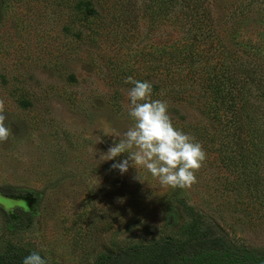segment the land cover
<instances>
[{"label": "rangeland", "instance_id": "374dc122", "mask_svg": "<svg viewBox=\"0 0 264 264\" xmlns=\"http://www.w3.org/2000/svg\"><path fill=\"white\" fill-rule=\"evenodd\" d=\"M74 1L0 0V194L24 198L0 205V252L93 264L177 231L181 199L264 253V0H92L95 15ZM128 76L160 82L206 152L190 187L100 159L132 125Z\"/></svg>", "mask_w": 264, "mask_h": 264}, {"label": "clouds", "instance_id": "9594fccd", "mask_svg": "<svg viewBox=\"0 0 264 264\" xmlns=\"http://www.w3.org/2000/svg\"><path fill=\"white\" fill-rule=\"evenodd\" d=\"M124 82L131 85L127 91L130 102L127 115L132 125L100 159L113 160L127 153V158L116 160L111 165L113 170L124 174L132 166L137 171L146 170L161 186L172 189L190 187L196 182L195 170L206 159L202 145L174 127L168 115L167 102L151 99L153 86L150 82L136 80L132 76ZM5 121V115L0 113V142L10 136ZM23 264H47V260L33 251L23 258Z\"/></svg>", "mask_w": 264, "mask_h": 264}, {"label": "trees", "instance_id": "16d2710c", "mask_svg": "<svg viewBox=\"0 0 264 264\" xmlns=\"http://www.w3.org/2000/svg\"><path fill=\"white\" fill-rule=\"evenodd\" d=\"M109 2L110 6L115 4L119 7L118 0ZM72 8L84 15L97 13L92 0H75ZM197 10L195 8V12ZM156 73L159 79L161 73ZM152 86L153 94L158 99V94L162 92L161 83ZM167 94L170 99H174L178 93L174 90ZM161 100L166 101L165 98ZM177 203L187 218H190L177 231L149 242L132 243L114 252L100 253L93 264H264V253L233 244L217 227L206 222L193 206L185 204L181 199ZM28 253L30 250L16 252L9 245L0 252V264H23V258Z\"/></svg>", "mask_w": 264, "mask_h": 264}, {"label": "water", "instance_id": "95a60500", "mask_svg": "<svg viewBox=\"0 0 264 264\" xmlns=\"http://www.w3.org/2000/svg\"><path fill=\"white\" fill-rule=\"evenodd\" d=\"M22 198L18 195L15 196H7V195H2L0 194V205L4 207L11 206L13 204H20L24 203V200H21Z\"/></svg>", "mask_w": 264, "mask_h": 264}, {"label": "flooded vegetation", "instance_id": "af4514ba", "mask_svg": "<svg viewBox=\"0 0 264 264\" xmlns=\"http://www.w3.org/2000/svg\"><path fill=\"white\" fill-rule=\"evenodd\" d=\"M20 197H21V196H20ZM21 198L24 200V198H23V197H21ZM22 199H21V200H22Z\"/></svg>", "mask_w": 264, "mask_h": 264}]
</instances>
